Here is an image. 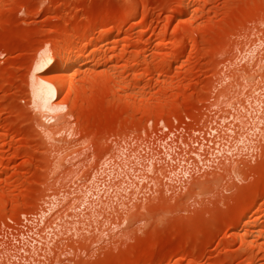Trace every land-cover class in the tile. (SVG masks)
Returning <instances> with one entry per match:
<instances>
[{
	"label": "rangeland",
	"instance_id": "1",
	"mask_svg": "<svg viewBox=\"0 0 264 264\" xmlns=\"http://www.w3.org/2000/svg\"><path fill=\"white\" fill-rule=\"evenodd\" d=\"M0 264H264V0H0Z\"/></svg>",
	"mask_w": 264,
	"mask_h": 264
},
{
	"label": "bare ground",
	"instance_id": "2",
	"mask_svg": "<svg viewBox=\"0 0 264 264\" xmlns=\"http://www.w3.org/2000/svg\"><path fill=\"white\" fill-rule=\"evenodd\" d=\"M161 45H163V41H158L157 43H156V46H161ZM65 54V53H64ZM50 57H53V56H51V54H50ZM57 58V57H56ZM78 56L77 55H75L74 54V56L73 57H71V58H67V57H65V55L64 56H59V61H58V58L57 59H55V60H57L58 61V71H60L61 73L60 74H58L57 76V82H59V84L60 85H62V86H66L65 88H67V84H68V74H67V68H68V64L72 61H78ZM47 61V63H45V60H43V62H42V64H41V68H45L46 67V65L49 63L48 61H50L49 59H47L46 60ZM80 61V60H79ZM55 62V61H54ZM53 63V62H52ZM51 63V64H52ZM76 63V62H75ZM66 65H67V68H66ZM80 65V64H79ZM78 66V65H77ZM47 68V67H46ZM45 68V69H46ZM50 67L48 66V69H49ZM47 69V70H48ZM47 70H43V71H41V72H44V71H47ZM69 70V69H68ZM36 73V72H35ZM39 73H40V71H39ZM45 73V72H44ZM43 73V74H44ZM34 76H36V74H34ZM38 76V77H37ZM36 77L37 78H39V75H37ZM43 76V75H42ZM40 79V78H39ZM71 81V79H69V82ZM40 83H41V89H42V93H44L45 95H48V96H57V94H58V91H57V86H54V85H56L55 83H54V85H52V84H50V82H47V79H45V80H41L40 81ZM70 85H71V83H69ZM58 85V84H57ZM59 87H61V86H59ZM63 87V88H64ZM69 87V86H68ZM70 88V87H69ZM60 89V88H59ZM58 89V90H59ZM61 90V89H60ZM65 90V89H64ZM69 91V90H68ZM66 92H67V90H66ZM68 95H69V93H68ZM67 96V95H66ZM55 98V97H54ZM53 98V99H54ZM57 99V98H56ZM55 100V99H54ZM53 100V101H54ZM52 102V101H51ZM51 102H49V104L51 103ZM51 104H53V103H51ZM50 104V105H51ZM54 104H55V102H54ZM53 104V105H54ZM57 104V103H56ZM45 106V105H44ZM51 109V108H50ZM56 109V108H55ZM54 110V109H53ZM43 112V111H42ZM55 112V111H54Z\"/></svg>",
	"mask_w": 264,
	"mask_h": 264
},
{
	"label": "snow or ice",
	"instance_id": "3",
	"mask_svg": "<svg viewBox=\"0 0 264 264\" xmlns=\"http://www.w3.org/2000/svg\"><path fill=\"white\" fill-rule=\"evenodd\" d=\"M45 63H47V61H45Z\"/></svg>",
	"mask_w": 264,
	"mask_h": 264
}]
</instances>
